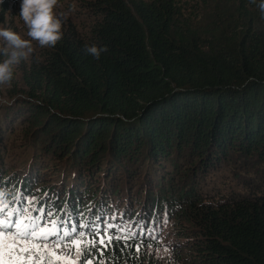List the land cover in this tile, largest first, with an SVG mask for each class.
<instances>
[{"label":"trees","instance_id":"obj_1","mask_svg":"<svg viewBox=\"0 0 264 264\" xmlns=\"http://www.w3.org/2000/svg\"><path fill=\"white\" fill-rule=\"evenodd\" d=\"M199 1L201 19L180 0H76L63 40L19 66L32 100L17 143L39 153L1 168L0 183L58 218L171 228L168 260L147 257L161 245L147 237L139 251L113 241L99 264H264V12ZM86 44L107 51L95 59ZM49 171L54 183L39 184Z\"/></svg>","mask_w":264,"mask_h":264},{"label":"snow or ice","instance_id":"obj_2","mask_svg":"<svg viewBox=\"0 0 264 264\" xmlns=\"http://www.w3.org/2000/svg\"><path fill=\"white\" fill-rule=\"evenodd\" d=\"M58 218L51 210L36 207L0 183V264H93V253L102 256L113 241L156 239L155 229L107 216L91 221ZM112 221L116 217L111 218ZM59 250V251H57ZM103 264V261H100Z\"/></svg>","mask_w":264,"mask_h":264},{"label":"rangeland","instance_id":"obj_3","mask_svg":"<svg viewBox=\"0 0 264 264\" xmlns=\"http://www.w3.org/2000/svg\"><path fill=\"white\" fill-rule=\"evenodd\" d=\"M6 1L7 0H3V3H0V24L9 26L14 31L20 32L21 34L26 33V28L24 27L22 21H20L19 18L17 17L20 11L21 0H8L10 2L7 3L6 6L8 8L7 12L2 13L3 12L2 9ZM180 1H181L180 3L183 4V8L187 14L192 12L193 13L192 17L199 14V17L197 19H201V17H203L202 15L204 13V10L202 8L203 4L201 1L199 0H180ZM61 2L63 4V7H66L68 4L72 2V0H61ZM75 15H78V12ZM208 23L209 22H203L202 23L203 25H201L202 28L207 26ZM30 100H32V98L27 95L24 87H22L21 85L20 71L18 68L11 86L0 87V120L4 119L6 113H9L11 115L13 114L12 122H15V125H13L14 128L11 129V130H15V132L11 135L10 139L0 135L3 144L0 145V169L17 167L16 170L20 171L22 168H24L26 162L32 157L33 154L32 151H34L35 153L37 152V154L39 153V148L34 144H32V141H30L25 145L24 144L21 145L20 143H17V140L20 137H22L21 136L22 122H24L26 120L25 118H27L28 116V113L26 112L23 113L25 111L24 108H26L27 103H29ZM35 101L39 103L44 102L42 99H37ZM1 127H5V125L2 124ZM9 141H10V143L8 144L9 148L6 150L5 147L6 145L4 143ZM42 160L43 161L48 160V157L43 155ZM37 166L38 168L41 169L44 168V166L41 164V161L39 164H37ZM135 168L137 169L136 170L138 171L137 175L139 176L138 179H136V183L139 184V182L142 181L144 175L146 174V168L144 167L143 164H138ZM52 171L53 173L56 172V170H52ZM52 171H49V174H46V177H42L44 178V180H46V182L39 184L54 183L53 179L51 178V176L53 175ZM164 171L167 172V174L171 175L174 174L172 172L177 171V169L175 168V166H169ZM119 175L120 176H117V178H121V180L120 182H118L119 183L118 185H120L122 188L125 181V177H124V173H122L121 171L119 172ZM100 178L103 177L101 176ZM119 191L120 193H122L121 189L118 190V193ZM162 216H164V214H162ZM156 222H155L156 225L154 223L151 226V228L155 229V236H156V239H153V241L159 242L161 245L160 246L150 245L147 248V257L149 259H151V257L153 258L155 257L159 259L168 260L172 256L171 250H173L174 248V247L172 248V246H174V241L171 240L170 231H168L171 230V228H169L170 226L168 225L164 226L165 222H163V220H157ZM81 264H83L82 259H81ZM93 264H99V262H93Z\"/></svg>","mask_w":264,"mask_h":264},{"label":"clouds","instance_id":"obj_4","mask_svg":"<svg viewBox=\"0 0 264 264\" xmlns=\"http://www.w3.org/2000/svg\"><path fill=\"white\" fill-rule=\"evenodd\" d=\"M255 3V0H252ZM3 3V0H0ZM264 12V0L258 5ZM61 0H21L17 17L26 28V33L14 31L11 27L0 24V87L11 86L17 69L22 63L30 62L40 49L55 48L64 38V24L77 11L76 0L61 11ZM84 52L99 59L106 47L86 44Z\"/></svg>","mask_w":264,"mask_h":264}]
</instances>
